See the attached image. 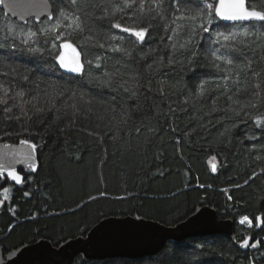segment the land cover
Returning a JSON list of instances; mask_svg holds the SVG:
<instances>
[{
  "label": "trees",
  "instance_id": "1",
  "mask_svg": "<svg viewBox=\"0 0 264 264\" xmlns=\"http://www.w3.org/2000/svg\"><path fill=\"white\" fill-rule=\"evenodd\" d=\"M119 22L133 26L125 20ZM15 23L0 10V27ZM218 25L219 31L233 28L215 20L212 29ZM235 28L239 29L240 25ZM109 31L125 36L122 47L132 50L135 57L138 49L128 43L129 34L114 28L94 27L91 38L82 39L77 46L86 45L88 59L94 62L101 55L102 65L104 55L111 57L107 62L109 75L147 96L146 100L140 99L144 114L133 115L127 125L119 128L114 127L113 113L108 110L110 91L98 89L97 82L88 77L82 78L87 81V87L81 88V78L61 71L51 43H44L41 37L44 54H34L22 50L19 41L12 48V41L4 40L0 34V43L6 45L0 48V72H9L8 77L0 76V84L13 92L23 88L25 99L37 91L41 93L36 101L25 106L27 115H23L15 106L11 112L5 111V107L13 105V100L0 91V97L8 99V105L0 103V143L29 140L37 144L40 161L39 172L27 177L20 187L0 180V185L10 188V199L0 208V248L8 254L42 239L58 247L70 239L85 237L109 217L132 216L173 227L187 220L199 207L210 206L219 218L234 220L235 241L220 235L191 238L169 242L156 256L88 264H250V261L264 264V250L251 253L238 247L244 237L251 236L253 240L264 237L260 228L249 229L239 224L245 215L253 218L264 214V132L253 123L255 117L264 116V89L258 98H245L243 92L239 97L234 95L233 99H239L240 104L255 103L257 107L245 109L247 116L241 112L239 118H229L222 111L214 110L223 109L226 104L224 97L216 99L220 89L215 84L223 85L221 75L227 77L234 72L219 73L211 67L190 66L185 59L183 65L165 63L159 72L152 71L154 82L148 93L145 63L140 62L138 66L125 63L120 59L122 53L107 51ZM72 42L77 43L76 39ZM101 43L105 44L104 49L99 48ZM203 51L201 48L200 52ZM159 54L161 50L157 48ZM241 55L253 60L249 53ZM232 58L234 68L244 67L243 59ZM147 62L151 63V59ZM91 70L93 74L100 72L95 67ZM180 74L182 82H177L174 77ZM205 74L215 84L206 85L208 92L197 97V77L203 78ZM24 75L29 76V81L23 80ZM257 80L264 84L262 78L249 77L241 86L250 91ZM228 88L229 91L232 88L230 81ZM45 89L47 96L43 94ZM70 89L76 91L75 103L80 108L75 116L70 107L73 100L67 98ZM60 91L65 93L63 97L57 96ZM98 91H103V99L97 95ZM81 92L85 99L92 100L90 106H82ZM85 107L91 110L85 111ZM253 133L258 139L246 138ZM252 145L257 147L253 149ZM213 164L216 172H212ZM201 184L205 187H200ZM25 192L31 195L25 196ZM74 264L85 263L77 258Z\"/></svg>",
  "mask_w": 264,
  "mask_h": 264
},
{
  "label": "snow or ice",
  "instance_id": "2",
  "mask_svg": "<svg viewBox=\"0 0 264 264\" xmlns=\"http://www.w3.org/2000/svg\"><path fill=\"white\" fill-rule=\"evenodd\" d=\"M5 0H0V5ZM40 9L38 14L29 13L28 17L20 15L19 23L12 25L5 24L0 27V34L4 40H11L12 48H16V41L23 46L22 50L29 53H38L43 55L45 49L41 47V37L44 43H51L53 49H56L55 61L58 66L65 72L74 74L80 80V87L86 88L88 80H95L97 88L100 90L108 89L112 99L108 101V110L113 113L112 119L115 121L114 127L127 125L133 115H143L145 109L140 103L141 97L145 100L147 96L144 93H138L136 90L125 87L120 80H114L107 71V62L111 59L107 55L103 56L104 64L101 63V55L95 57V62L88 59V47L81 46L78 50L77 45L81 44L82 39H90L94 34V27L110 29H119L121 32L129 34L128 43L134 46L136 55L127 47H122L126 37L109 31L106 39L109 41L107 51L122 53L120 59L125 63H135L137 66L144 62L146 74L148 75V87L146 91L151 92V84L154 82L151 76L152 71L159 72L167 63L172 65L179 63L183 65L187 60L188 65L195 67H211L219 73H233L225 77L221 75L220 79L224 81L223 85L215 84V80L207 74L203 78L197 77L198 83L195 85L197 97H203L208 88L206 85L215 84L217 89L216 99L224 97L225 107L223 109H214L222 111L229 118L235 116L239 118L241 112L245 116L249 115L245 109L248 107L256 108L257 105L240 104L239 99H233V96H240L244 93L245 98L256 97L261 94L264 84L259 80L255 82L251 90L243 89L242 82L249 77L264 79V0H39L34 5ZM125 20L133 24L132 27L125 26L119 22ZM215 20L233 22V28L227 32L212 29ZM115 21V22H114ZM103 22V23H101ZM239 22L240 28H235V23ZM250 22V26L245 25ZM207 33L205 37L203 34ZM87 34V35H86ZM65 37L68 39L65 40ZM76 39L77 43L72 42ZM52 41H61L59 45ZM114 42V43H113ZM203 42V43H201ZM156 44L161 50L157 55V48L152 45ZM6 45L0 43V48ZM99 48L104 49L105 44H99ZM203 48L204 51L200 52ZM63 49V51H60ZM84 52V58H81V52ZM71 52V56L68 53ZM147 52V54H146ZM241 53H249L255 61L244 59ZM259 54V55H258ZM7 56V53H4ZM167 56V61H165ZM243 59V68H234L235 61ZM151 59V63L147 61ZM88 66L86 69L85 66ZM10 71H15L10 65H6ZM100 70L99 73L93 74L92 68ZM194 71V69H191ZM119 69H117V72ZM0 76L8 77L9 72H0ZM140 74L137 73V79ZM177 82H182V74L174 77ZM24 81H29V76H23ZM228 81L232 83L229 91ZM39 88V85H36ZM0 91L3 96L13 100L12 106L5 107L6 112H11L12 107H18L21 114L27 115L25 106L36 101L41 93L30 95L25 99L26 93L23 88L15 92L9 87L0 84ZM163 95V89L160 90ZM45 96L49 95L48 91L43 90ZM65 93L60 91L57 96L63 97ZM76 91L69 90L67 98L73 100L70 107L73 109V115L80 113V108L75 103ZM97 95L103 99V91H98ZM8 99L0 97V103L8 105ZM80 101L82 106H90L92 100L85 99V94L81 92ZM215 103V100L213 101ZM115 105V108L111 107ZM135 105V107H131ZM35 107V104H33ZM39 110V109H38ZM51 110V109H50ZM90 107H85V111H90ZM57 112L59 110L57 109ZM20 119L19 116L16 117ZM30 119V117H29ZM254 126L264 132V116H257L253 120ZM136 131H140L139 128ZM155 131V129H152ZM175 131V129H174ZM229 130L226 128L225 133ZM221 135H224L222 133ZM254 140L258 137L253 133L246 137ZM21 143L29 145L28 140ZM257 145H252L255 149ZM30 148L33 152L37 149V144L31 143ZM260 157L258 156L257 159ZM216 159L215 156L212 157ZM27 167L35 172L38 164L33 161L31 154L26 157ZM24 163V161H20ZM216 165H212V172H216ZM10 178L17 185L25 183L15 168H5L0 165V178ZM200 187H205L201 184ZM3 192V199H0V206H3L9 199L10 188L0 185ZM25 196L31 193L25 192ZM103 195V193H102ZM231 200L232 197L228 196ZM15 213L13 212V215ZM239 224L246 225L249 229L253 226L264 231V214L257 215L253 218L245 215L239 220ZM11 230V226L10 229ZM251 236L244 237L240 242L243 248H258L262 241L254 240ZM250 264L254 262L250 261Z\"/></svg>",
  "mask_w": 264,
  "mask_h": 264
},
{
  "label": "water",
  "instance_id": "3",
  "mask_svg": "<svg viewBox=\"0 0 264 264\" xmlns=\"http://www.w3.org/2000/svg\"><path fill=\"white\" fill-rule=\"evenodd\" d=\"M38 3L39 0H5L4 4L0 5V10L6 17L19 23L20 15L28 17L29 13H39L40 9L34 6ZM220 21L226 25H233L230 21ZM245 24H250V22H245ZM235 25L240 24L236 22ZM78 50H80L79 47ZM68 55L71 56V52ZM81 58L82 60L84 58L82 52ZM61 71L64 74L75 76L63 69ZM30 144L26 145L21 141L19 143L1 142L0 165L9 169L15 168L24 180L36 175L40 170L38 150L33 152ZM29 154L38 164L35 172L27 167L26 157ZM0 180L9 181L16 187L21 186L7 177L0 178ZM213 235H220L231 241L236 240L234 220L219 218L218 212L210 206L199 207L187 220L173 227L132 216L109 217L98 223L85 237L70 239L58 247L42 239L36 243L21 246L6 255L0 248V264H74L77 258L85 264L116 258L142 259L158 255L169 242L179 243L191 238ZM258 239L262 241V244L256 249L243 248L240 243L238 247L251 253L264 250V237ZM252 242L254 240L250 241Z\"/></svg>",
  "mask_w": 264,
  "mask_h": 264
},
{
  "label": "rangeland",
  "instance_id": "4",
  "mask_svg": "<svg viewBox=\"0 0 264 264\" xmlns=\"http://www.w3.org/2000/svg\"><path fill=\"white\" fill-rule=\"evenodd\" d=\"M0 199H3V193H1V195H0ZM0 208H1V206H0Z\"/></svg>",
  "mask_w": 264,
  "mask_h": 264
},
{
  "label": "flooded vegetation",
  "instance_id": "5",
  "mask_svg": "<svg viewBox=\"0 0 264 264\" xmlns=\"http://www.w3.org/2000/svg\"><path fill=\"white\" fill-rule=\"evenodd\" d=\"M6 255V254H5Z\"/></svg>",
  "mask_w": 264,
  "mask_h": 264
}]
</instances>
